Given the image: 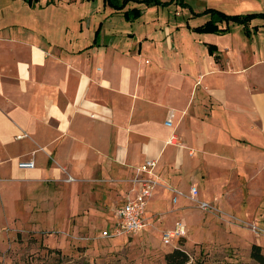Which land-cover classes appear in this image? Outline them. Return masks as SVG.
<instances>
[{"label":"crops","instance_id":"1","mask_svg":"<svg viewBox=\"0 0 264 264\" xmlns=\"http://www.w3.org/2000/svg\"><path fill=\"white\" fill-rule=\"evenodd\" d=\"M26 9L0 18V215L50 204L59 222L110 227L135 167L154 159L159 184L143 230L155 213L165 229L188 218L196 226L202 217L186 198L194 187L197 201L264 231V17L208 12L264 14V0ZM208 20L222 30L199 29ZM168 189L180 193L174 201Z\"/></svg>","mask_w":264,"mask_h":264},{"label":"rangeland","instance_id":"2","mask_svg":"<svg viewBox=\"0 0 264 264\" xmlns=\"http://www.w3.org/2000/svg\"><path fill=\"white\" fill-rule=\"evenodd\" d=\"M43 1L0 0V18L10 20L14 9L25 12L27 6H40ZM174 14L177 15V11ZM46 200L54 202L49 198ZM194 207L202 219L196 226L192 218L180 221L188 230L182 237L171 240V244L161 241L168 223L156 225L159 218L156 213L149 217L148 228L138 233L102 237L101 227L103 230L109 227L101 219L94 223L87 220L59 222L55 205L31 206L26 212L19 207L11 221L0 215L3 218L0 219V264H164L163 254L174 247L186 253L184 264H255L247 253L251 243L259 245L264 254V231L254 227L252 222L218 214L211 204L207 210ZM113 208L109 210L110 216ZM210 211L215 217L205 219L204 215ZM224 226L228 227L227 231L223 230ZM244 229L254 234L253 237L251 233L246 235L247 238L240 234L239 231Z\"/></svg>","mask_w":264,"mask_h":264},{"label":"built area","instance_id":"3","mask_svg":"<svg viewBox=\"0 0 264 264\" xmlns=\"http://www.w3.org/2000/svg\"><path fill=\"white\" fill-rule=\"evenodd\" d=\"M166 126L170 125L169 118L164 122ZM16 135L15 137H21ZM155 165L154 159H145L140 165L135 167L133 176L128 180L129 187L126 191L123 202L120 206H116L111 211V225L108 230L100 232L102 237H118L130 236L140 231L144 227V206L145 202L150 196L153 188L159 183L157 177L153 173ZM19 168L32 167L31 161L17 162ZM66 181L71 180L69 176L65 178ZM175 196L180 194L175 190L168 189ZM187 199L196 203V206L201 210L209 209V205L204 202H199L195 199V188L190 187ZM184 235V227L180 221H175L172 227L161 234V241L163 244H171V240H176Z\"/></svg>","mask_w":264,"mask_h":264},{"label":"trees","instance_id":"4","mask_svg":"<svg viewBox=\"0 0 264 264\" xmlns=\"http://www.w3.org/2000/svg\"><path fill=\"white\" fill-rule=\"evenodd\" d=\"M205 10L210 12L211 16H216L223 21H234V22H246L249 18L254 17V16H261L264 17V14H246V15H226V14H216L214 10L209 9ZM212 21H206L204 22L199 29L206 30L208 28H211L212 30H217L220 31L222 29H217L215 26L211 24ZM174 247V246H173ZM248 257L255 263V264H264V254L260 252V247L259 245L255 243H251L248 247ZM163 261L164 264H184L187 261V255L184 251L181 249L174 247L168 252H165L163 254Z\"/></svg>","mask_w":264,"mask_h":264}]
</instances>
